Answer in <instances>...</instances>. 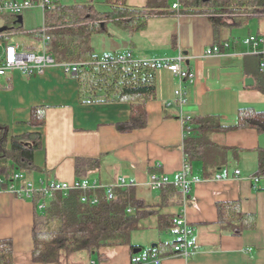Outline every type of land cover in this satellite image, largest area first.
Here are the masks:
<instances>
[{"label": "crops", "instance_id": "1", "mask_svg": "<svg viewBox=\"0 0 264 264\" xmlns=\"http://www.w3.org/2000/svg\"><path fill=\"white\" fill-rule=\"evenodd\" d=\"M57 1L67 5L93 1L98 8L103 7L102 0ZM126 2L141 7L147 0ZM33 9L42 17L36 27L43 25V11L33 7L20 15L24 29H30L24 26V17ZM214 17H220L219 28ZM5 21L0 17V27H5ZM43 41L46 38L41 35L39 40L21 30L13 32L8 43L0 41V56L7 55L8 47L41 53ZM252 43L258 51H253ZM92 45L99 58L91 61L95 69L100 60L115 54L157 64L155 97L144 104L146 123L130 131L119 130L117 125L129 119L130 102L118 99L112 89L107 93L94 74L77 75L51 66L42 72L14 70L0 76V136L7 134V148L13 136L36 130L29 123L32 108H45L41 146L33 152L35 169L28 173L16 169L13 179L5 186L0 184V239L12 242V264H155L133 262L128 244L103 246L97 254L62 250L55 262L33 261L34 205L30 197L18 193L28 185L40 188L52 179L74 184L76 160L80 158L96 162L94 168L81 171L88 175V181L113 185L124 178L133 182L145 199L157 202L159 191L149 188V176L177 180L184 165L186 118L217 115L223 124H233L242 107L264 110V92L258 88L264 86V13L212 15L175 10L151 16L146 27L136 32L108 24L106 33L93 36ZM214 46L218 52H214ZM178 57L182 78L165 62ZM248 77L251 84L245 82ZM179 89L181 101L177 97ZM210 140L229 148L225 163L213 175L202 177L201 164L195 161L190 176L199 181L192 184L189 203L184 207L178 203L154 206L156 213L140 220L131 243L142 247L158 244L163 234L157 228L158 214L174 216L182 210L191 226L190 253L163 257L158 264H264V176L257 174L264 131L236 128L214 132ZM226 201H238L244 213L255 215V227L240 235L222 231L216 204ZM170 240L173 237L166 241Z\"/></svg>", "mask_w": 264, "mask_h": 264}, {"label": "trees", "instance_id": "2", "mask_svg": "<svg viewBox=\"0 0 264 264\" xmlns=\"http://www.w3.org/2000/svg\"><path fill=\"white\" fill-rule=\"evenodd\" d=\"M181 1L182 6L174 9L172 0H147L141 7L130 6L126 0H102V8H98L93 1L67 5L54 0L55 6L45 9L43 25L33 29H24L14 16L0 15L6 20V29L0 31V41L8 43L10 35L20 30L39 40L43 33L46 38L45 50L57 62H80L77 75L94 74L98 78L97 84L105 87L107 93L112 89L118 99L130 102L131 113L128 121L117 125L121 131H130L146 123L144 104L155 97L157 64L135 61L123 69L119 64L101 63L95 69L96 65L91 61H98L99 58L92 45L93 36L106 33L108 24L111 23L120 29L136 32L146 27L151 16L168 15L175 10L181 13L206 12L212 15L231 12L264 13V0ZM214 20L215 27L222 25L220 17H214ZM258 88L264 92V86L260 85ZM29 123L36 130L13 136L9 148L6 147L7 134L2 133L0 136V184L4 186L16 175V169H21V173L35 169L33 152L41 146L40 129L45 123L43 106L32 108ZM236 128L264 131V110L242 107L238 109L233 124H223L217 115L186 118L182 148L188 175H191L195 161L201 164L202 177L216 173L218 167L225 163L229 148L214 144L210 135ZM95 163L91 159L76 160L75 185L89 180L88 175L83 172L94 168ZM257 174L264 176V149L258 154ZM106 186L108 187L86 190L76 186L68 190L35 188L31 191L30 200L34 205L33 261L55 262L62 250H87L97 254L103 246L122 244L130 246L131 257L136 263H148L145 260L153 257L175 256L174 239L160 240L153 247H142L131 243V237L139 228L142 218L156 213L154 206L177 203L182 205L183 195L178 180L160 184L157 188L159 200L154 203L141 196L134 184ZM149 188L151 189L150 186ZM109 193L112 197H109ZM18 195L24 197L22 192ZM189 200L190 193L186 197L187 204ZM216 207L217 220L222 231L240 235L256 225L255 215L244 213L238 201L218 202ZM188 225L191 228L189 223ZM157 228L160 233H171L173 216L158 214ZM191 244L189 239V245ZM12 263V242L9 239H0V264Z\"/></svg>", "mask_w": 264, "mask_h": 264}, {"label": "built area", "instance_id": "3", "mask_svg": "<svg viewBox=\"0 0 264 264\" xmlns=\"http://www.w3.org/2000/svg\"><path fill=\"white\" fill-rule=\"evenodd\" d=\"M54 0H0V15H9L18 18L24 11L31 9L33 7L40 8L43 13L47 7H54ZM182 6L181 0H175L172 3V8L178 9ZM41 37L43 40L45 36L41 33ZM246 42H251V40H247ZM253 51H258L255 47V43H252ZM214 52H218V47H213ZM135 61L131 59L129 55L125 54H115L108 55L99 61V64H119L124 69L129 64L134 63ZM168 68L177 73L180 78H182L181 71V57L173 61H165ZM81 63H59L57 62L52 55L47 53L45 50V42L43 41V51L41 53H35L32 51H17L14 47L7 48V55L3 58L0 56V76L5 75L9 71L19 70L23 73H33V72H42L44 69L51 66H61L66 72L73 73L76 72L78 66ZM177 97L181 101L182 100V91L179 89L177 91ZM178 185L182 191L183 195V203L184 207L187 205L186 197L192 188V184L197 183L199 181L198 177L189 176L187 172V165L184 162L183 168L179 173ZM169 182L168 178L165 175H157L151 174L149 176L148 185L151 189H157L160 184H164ZM130 184H134L133 182H127L124 178H120L118 180L117 185L127 186ZM79 187L80 189H96L98 187H108L106 185L100 184L97 181H80L78 185L70 184L65 181L59 180H49L47 183H44L40 188L47 190H68L70 188ZM33 188L28 185L23 190L22 193L24 197L29 198L30 193ZM109 197H112V194H108ZM171 234L175 236L174 241V250L175 256H187L190 253L189 250V238L191 236V228L188 225V221L185 218L182 210L173 216V228L171 230ZM161 258L153 257L151 259L145 260L146 262H152L158 264Z\"/></svg>", "mask_w": 264, "mask_h": 264}, {"label": "rangeland", "instance_id": "4", "mask_svg": "<svg viewBox=\"0 0 264 264\" xmlns=\"http://www.w3.org/2000/svg\"><path fill=\"white\" fill-rule=\"evenodd\" d=\"M42 17L41 14L39 12V10L33 9L32 13L30 15L25 14L24 17V26L26 28H34L36 26H38L41 23ZM13 42L15 44L17 38L12 39ZM173 237V239L175 238V236L171 233H163L161 235V240H168L171 239Z\"/></svg>", "mask_w": 264, "mask_h": 264}, {"label": "water", "instance_id": "5", "mask_svg": "<svg viewBox=\"0 0 264 264\" xmlns=\"http://www.w3.org/2000/svg\"><path fill=\"white\" fill-rule=\"evenodd\" d=\"M203 1H207V0H203ZM18 22L21 23V16H18ZM4 29H6V27H0V31H3ZM245 82H246L247 84H251V83H252V78L248 77V78L245 80ZM156 245H157V244L154 243V244H152V247H153V246H156Z\"/></svg>", "mask_w": 264, "mask_h": 264}]
</instances>
